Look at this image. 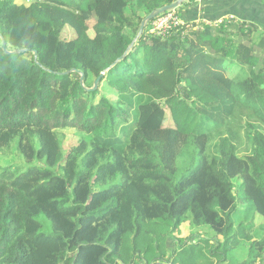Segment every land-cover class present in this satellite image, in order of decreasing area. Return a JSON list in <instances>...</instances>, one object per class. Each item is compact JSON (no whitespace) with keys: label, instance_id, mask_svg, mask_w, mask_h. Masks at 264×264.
Returning a JSON list of instances; mask_svg holds the SVG:
<instances>
[{"label":"trees","instance_id":"16d2710c","mask_svg":"<svg viewBox=\"0 0 264 264\" xmlns=\"http://www.w3.org/2000/svg\"><path fill=\"white\" fill-rule=\"evenodd\" d=\"M175 1L0 0V154L14 149L27 165L0 166V264H121L139 222L188 218L223 234L216 249L234 236L248 244L245 263L264 264V228L228 222L238 178L264 218V32L224 20L161 37L149 34L152 20L116 63L143 20ZM85 13L97 15L92 27ZM167 63L174 94H141L134 81Z\"/></svg>","mask_w":264,"mask_h":264},{"label":"rangeland","instance_id":"374dc122","mask_svg":"<svg viewBox=\"0 0 264 264\" xmlns=\"http://www.w3.org/2000/svg\"><path fill=\"white\" fill-rule=\"evenodd\" d=\"M14 1L18 4L29 5L34 0ZM84 17L89 27H92L93 24L98 21L97 15L94 14L85 13ZM188 24L189 29H199L202 28L201 24L203 23L188 22ZM192 24L197 25L192 27ZM213 24L216 25L217 23ZM62 37L69 41L76 38V33L67 25L63 30ZM245 42H247V40H245ZM260 50L261 49H257V57L260 56L259 53H262V57L264 56V50ZM234 67L235 66L228 67L227 72L232 73ZM75 69H72L71 72H74ZM176 74L177 71L173 69L170 63H167L161 71L154 76H146L134 82L137 88L140 89L139 91L141 94L152 96L162 103L165 99L170 98L174 94L171 81L175 79ZM112 80L119 86L123 84V81H118V78H113ZM103 84H105L104 88L107 89L105 93H110L112 91V94L109 95L112 98L116 97L118 93L116 89H110L105 82H103ZM166 113L167 118L165 126L169 124L174 125V119L171 116L169 107H166ZM238 122L239 119L236 123ZM240 127L241 126L238 124L236 130L239 132L243 148L245 135L243 130L241 132ZM57 132L59 135L66 134L70 137V135H75L76 129L60 128ZM13 163L19 164L23 168L27 166L14 149H6L4 153L0 154V166H8ZM242 185L243 182L241 178H238L235 182V188L239 194L236 200L238 206L237 210L230 214L228 222L233 225V230L235 228L237 229V226L241 223H249L250 225L256 224L257 227L264 228V218L256 211L255 207L250 204V201L246 199ZM223 216L227 218L226 215ZM39 221L43 225L42 231L44 233H53L49 218L45 215H41ZM138 227L139 230L135 233H128L125 236L124 244L121 249V264H153L156 261H168L169 264H248L245 263L248 259L247 249L245 248L248 244L243 241L235 247L233 244L235 237L233 236L231 238L232 241L230 240L229 242V249L223 246L222 249H216L217 244L222 241L224 242L222 239L223 234L216 231L210 224H196L192 218H188L187 221L183 222L182 225L178 227H176L175 223H170L168 221L162 222V220L141 221ZM259 234H264V230L260 229ZM224 238L226 239V237Z\"/></svg>","mask_w":264,"mask_h":264},{"label":"crops","instance_id":"0c3cea01","mask_svg":"<svg viewBox=\"0 0 264 264\" xmlns=\"http://www.w3.org/2000/svg\"><path fill=\"white\" fill-rule=\"evenodd\" d=\"M177 14L185 22L200 24L216 23L222 19L235 23L244 21L248 25L255 24L264 32V0H195L179 7Z\"/></svg>","mask_w":264,"mask_h":264},{"label":"built area","instance_id":"2783aa9c","mask_svg":"<svg viewBox=\"0 0 264 264\" xmlns=\"http://www.w3.org/2000/svg\"><path fill=\"white\" fill-rule=\"evenodd\" d=\"M224 20L225 19L219 20L216 23H222ZM186 25L189 27V24L183 21L175 11H169L153 20L149 34L152 36L167 37L174 31L175 28Z\"/></svg>","mask_w":264,"mask_h":264},{"label":"water","instance_id":"95a60500","mask_svg":"<svg viewBox=\"0 0 264 264\" xmlns=\"http://www.w3.org/2000/svg\"><path fill=\"white\" fill-rule=\"evenodd\" d=\"M188 1H190V0H177V1L173 2V3H171V4L165 5V6L161 7V8H157V9H155L153 12H151V13H150V14H149V15L143 20V22H142V24H141V27H140V32H139L138 36L135 38V40H134V41L132 42V44L129 46V48H128V50L125 52V54H124L122 57H120V58L116 61V63L119 62V61H121L125 56L128 55V53L131 51V49L133 48V46H134L135 43L137 42L138 38L141 36V34H142L143 30L145 29V27H146V26H147L152 20H154V19L157 18L158 16L163 15V14L169 12V11H174V10L178 9L180 6H182V4H183L184 2H188ZM3 47H4L5 50H7L5 44H3ZM7 51H8V50H7ZM35 54H36V52H35ZM114 65H115V63H114L111 67H113ZM111 67H110V68H107L106 70H104V71L100 74V76H99V77L96 79V81H95V84H94L93 89H96V88H97L99 82H100L101 79L107 74V72L111 69ZM75 71H78V70H75ZM70 72H71V71H70ZM80 80H81V83L84 84V79H83V75H82V74H81V78H80Z\"/></svg>","mask_w":264,"mask_h":264}]
</instances>
